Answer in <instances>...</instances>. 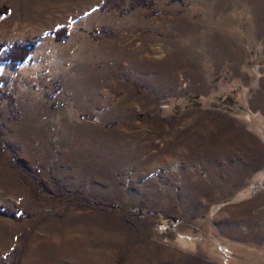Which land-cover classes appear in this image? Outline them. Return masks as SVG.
<instances>
[{
  "label": "rangeland",
  "instance_id": "374dc122",
  "mask_svg": "<svg viewBox=\"0 0 264 264\" xmlns=\"http://www.w3.org/2000/svg\"><path fill=\"white\" fill-rule=\"evenodd\" d=\"M0 42V264H264V0H0Z\"/></svg>",
  "mask_w": 264,
  "mask_h": 264
},
{
  "label": "trees",
  "instance_id": "16d2710c",
  "mask_svg": "<svg viewBox=\"0 0 264 264\" xmlns=\"http://www.w3.org/2000/svg\"><path fill=\"white\" fill-rule=\"evenodd\" d=\"M67 34V29L62 28L61 30H58L55 32V36L58 39L65 38ZM3 47V43L0 42V51ZM31 47L32 43H13L12 45L9 46L3 61L11 63V65L16 66L26 60L30 54H31ZM1 62V59H0ZM0 90H1V78H0ZM237 100L235 99H230L228 102H223L226 105L234 108L233 106H237L238 103L236 102ZM237 110L239 108L235 107ZM0 212L3 213H9L6 209L0 208Z\"/></svg>",
  "mask_w": 264,
  "mask_h": 264
}]
</instances>
